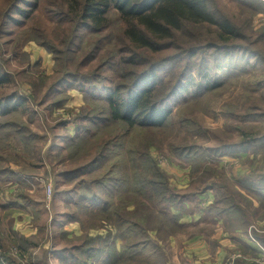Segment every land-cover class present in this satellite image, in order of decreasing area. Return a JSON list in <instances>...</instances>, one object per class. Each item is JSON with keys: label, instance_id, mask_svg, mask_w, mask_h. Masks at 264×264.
I'll list each match as a JSON object with an SVG mask.
<instances>
[{"label": "trees", "instance_id": "16d2710c", "mask_svg": "<svg viewBox=\"0 0 264 264\" xmlns=\"http://www.w3.org/2000/svg\"><path fill=\"white\" fill-rule=\"evenodd\" d=\"M40 1L7 0L0 21V33L11 36V25L20 27L32 19L39 10ZM233 1L238 3L243 13H249L252 17L264 15V0ZM65 2L62 0L59 7L62 8ZM71 2L68 14L56 11L58 15L51 13L52 19L59 25L66 22L72 24V30L63 42L64 49H59L40 30L36 31V37L31 40L54 54L58 78L46 95L56 94L53 95V106H65L71 99L69 93L75 90L84 94L88 104L80 114L70 117L71 120L64 124H73L76 135L69 133L59 144H63V148L69 151L68 158L71 161H80L93 154L94 158L67 173L66 179H80V183L84 184L82 190L85 191L82 199L91 201L92 205L86 208L100 223L97 228L115 226L116 234L113 235V231L109 233L104 247L95 246L93 238H87L83 248H79L84 251L83 255L89 259V264L94 261L96 264H146L156 253V249H152L150 241L145 238L146 226L151 220L158 232H166L172 225L177 229L184 227L179 223L180 214L174 215L171 212L184 208V196L169 187L166 174L157 167L150 155L156 132L172 128L174 107L180 101L190 103L199 100L202 95L216 93L228 81H239L243 75L247 76L251 71L250 65L255 62L251 61L252 58L263 60L246 46L247 38L243 43H236L239 37H246L245 28L249 21H244V24L234 21L223 12L216 0ZM74 8L73 13L71 10ZM115 24L119 28L112 26ZM108 28H116V33L102 35ZM108 46L112 50L118 46L119 50L112 55L107 53L96 72L84 74L79 71L80 67L97 59ZM170 48L175 50L159 59L146 54ZM77 51L83 55L79 61L75 57ZM202 55V61H196ZM114 65L118 71V81L109 85L103 71ZM195 71L198 76L202 74L199 76L201 81L196 79ZM166 73L173 74L174 84L169 92L161 93L162 78ZM11 80V75L0 68V88L8 85ZM258 84L257 87H261V83ZM27 105V98L18 92L6 97L0 96V150L10 147V136L14 134L22 143L23 152L32 153L37 134L25 121L29 111ZM252 116L254 119L260 118L264 127V112ZM186 122H181V125ZM252 128L247 125L234 128L243 136L246 135V139L239 145H226L222 150L212 149L213 153H207L197 145H172L171 152L178 156L193 151L192 156L185 158L193 164L192 176L196 177L200 173L204 174V180L210 179L212 173L217 172V167L209 162H214V157L209 158L211 154L219 155L220 159L228 156L235 158L241 152L247 153L251 148H259L261 145L264 152V136L250 137L248 132ZM186 130L190 135V129ZM104 135H107L106 138ZM222 151L226 154H221ZM254 151L257 152V148ZM228 169L238 188L239 197L221 198L217 194L208 212L215 209L227 219H245L244 215L247 218L240 201L248 205L253 201L244 191L259 201L261 210L258 209L257 213L264 219V173L250 169L238 177L236 166ZM84 175H93V178L84 179ZM9 176L22 180L13 170H0V209L5 219L14 214L16 208L22 209L18 203L1 200V186ZM215 185L209 188L213 189ZM21 196L25 198V195ZM256 239L264 246V236L256 234ZM3 240L0 234V264H17L11 250L5 249ZM117 241H121L119 249ZM32 245H40L36 236H16L12 242L13 247L24 252H29ZM239 247L246 249V246L240 244ZM66 253L60 251L58 254Z\"/></svg>", "mask_w": 264, "mask_h": 264}, {"label": "rangeland", "instance_id": "374dc122", "mask_svg": "<svg viewBox=\"0 0 264 264\" xmlns=\"http://www.w3.org/2000/svg\"><path fill=\"white\" fill-rule=\"evenodd\" d=\"M216 1L223 12L234 21L241 24L249 21L245 28L246 37H239L236 43H243L247 38L246 46L255 51L263 61L252 58L251 61L255 62L250 65L251 71L247 76L243 75V79L239 81H228L216 93L202 95L199 100L190 103L180 101L174 107L172 128L156 132L150 155L157 167L166 174L169 187L184 196V208L171 212L174 215L180 214L179 223L185 227L177 229L172 225L168 231L158 232L151 220L146 226L145 238L150 241L152 249H156V253L146 264H264V246L251 238L256 239V234L264 236V219L257 213L258 209L261 210L257 199L243 191L253 201L250 205L240 201L244 213L248 215L247 218L244 215L245 219H227L215 209L212 212L207 210L215 203L217 194L221 198L233 196L238 199V188L228 169L230 166L237 167L238 177H242L250 169L264 173L262 145L251 148L247 153L241 152L235 158L228 156L220 159L219 155L211 154L209 158L214 157V162H209L217 167V172H211V178L205 180L202 178L204 174L197 173L196 177L192 176L193 164L185 158L192 156L193 151H186L178 156L171 152L172 145H197L203 147L207 153H213L212 149L222 150L226 145H239L246 139V135L243 136L234 128L243 125L253 127L248 132L250 137L264 136L261 119L251 118L252 115L259 116L264 112V15L252 17L249 13H243L238 3L233 0ZM61 2L62 0H41L39 10L32 19L20 27L11 25V36L0 33V68L12 78L8 85L0 88V96L6 97L18 92L27 98L29 111L25 115V121H28L32 131L37 134L32 155L23 152V145L14 134L10 136V147L0 150V170H13L22 178L20 181L9 176L2 183L3 187L1 186V200L18 203L22 207L16 208V212L6 219L0 209L3 245L6 250H11L17 264H89V259L83 255L84 251L80 250L86 244V239L93 238L95 246L104 247L109 233L113 231L112 234H116L115 226L97 228L100 223L87 209L92 205L91 201L82 199L85 191L82 190L84 184L80 183V179H66L67 173L94 158L93 154L80 161H71L68 158L69 151L63 148V144H59L69 133L76 135L73 124H64L71 120L70 117H76L82 109L87 108L84 94L79 90L72 91L69 93L71 99L65 106H53V95L56 94L46 95L58 78L54 54L31 40L36 37V31L40 30L59 49H64L63 42L72 30V24L66 22L59 25L52 19L51 13L68 14L72 2L66 0L62 8L59 7ZM6 3L7 0H0V21ZM71 11L74 13L75 8ZM112 26L119 28L117 24ZM74 27L73 25V29ZM111 32L116 33V28H108L102 35ZM118 50V46L115 50L108 46L97 59L85 67H80L79 71L84 74L96 72L103 57ZM174 50L175 48H170L146 54L153 59H159ZM82 56L79 51L75 53L77 61ZM203 56H199L196 61L201 62ZM73 69L72 64L71 70ZM195 72L196 79L201 81L202 74L199 77L197 71ZM103 74L109 85L118 81L115 65L106 68ZM172 75H163L161 93H167L172 88ZM213 77L216 79V76ZM258 83H261L259 88ZM251 113L253 114L249 115ZM183 121L190 124L186 122L181 125ZM186 129H190V135ZM255 148L259 153L254 151ZM221 154L226 152L222 151ZM82 178L91 179L93 175H84ZM213 184H216L215 188L210 189ZM16 236H36L40 245H32L29 252L21 251L12 246ZM239 244L246 246V249H241ZM120 245L121 241H117L118 249ZM60 251L67 253L58 254Z\"/></svg>", "mask_w": 264, "mask_h": 264}, {"label": "built area", "instance_id": "2783aa9c", "mask_svg": "<svg viewBox=\"0 0 264 264\" xmlns=\"http://www.w3.org/2000/svg\"><path fill=\"white\" fill-rule=\"evenodd\" d=\"M255 242H256V239L251 237ZM258 243V242H257ZM260 254V253H259ZM262 254H264V250H262Z\"/></svg>", "mask_w": 264, "mask_h": 264}, {"label": "crops", "instance_id": "0c3cea01", "mask_svg": "<svg viewBox=\"0 0 264 264\" xmlns=\"http://www.w3.org/2000/svg\"><path fill=\"white\" fill-rule=\"evenodd\" d=\"M184 227H185V225H184ZM184 227H183V228H184Z\"/></svg>", "mask_w": 264, "mask_h": 264}]
</instances>
